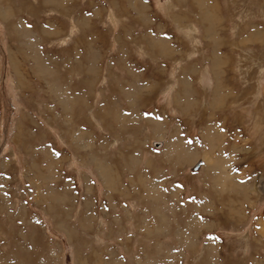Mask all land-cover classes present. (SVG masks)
<instances>
[{
	"label": "rangeland",
	"instance_id": "obj_1",
	"mask_svg": "<svg viewBox=\"0 0 264 264\" xmlns=\"http://www.w3.org/2000/svg\"><path fill=\"white\" fill-rule=\"evenodd\" d=\"M263 223L264 0H0V264H264Z\"/></svg>",
	"mask_w": 264,
	"mask_h": 264
},
{
	"label": "bare ground",
	"instance_id": "obj_2",
	"mask_svg": "<svg viewBox=\"0 0 264 264\" xmlns=\"http://www.w3.org/2000/svg\"><path fill=\"white\" fill-rule=\"evenodd\" d=\"M104 168V167H103ZM263 230H264V223L262 224Z\"/></svg>",
	"mask_w": 264,
	"mask_h": 264
},
{
	"label": "snow or ice",
	"instance_id": "obj_3",
	"mask_svg": "<svg viewBox=\"0 0 264 264\" xmlns=\"http://www.w3.org/2000/svg\"><path fill=\"white\" fill-rule=\"evenodd\" d=\"M57 156H59V153H56Z\"/></svg>",
	"mask_w": 264,
	"mask_h": 264
}]
</instances>
